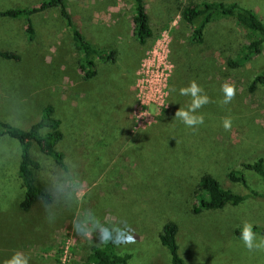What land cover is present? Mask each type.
<instances>
[{"label":"rangeland","instance_id":"rangeland-1","mask_svg":"<svg viewBox=\"0 0 264 264\" xmlns=\"http://www.w3.org/2000/svg\"><path fill=\"white\" fill-rule=\"evenodd\" d=\"M43 1L0 0V11ZM144 2L152 36L140 45L133 36L134 0H65L84 36L116 52V62L97 64L88 80L79 69L85 56L59 7L30 16L35 40L28 43L26 17H0V50L21 57L0 56V120L26 129L51 105L63 143L71 146L72 167L65 172L32 143L30 154L42 165L37 183L53 200L24 211L21 146L0 136V264L17 251L28 264H86L92 247L106 243L105 230L115 251L131 254L129 264H171L158 238L168 220L179 228L185 264H264V251H248L236 232L246 222L264 226L263 179L242 167L259 158L264 163V85L250 90L264 73V43L259 53L232 66L229 61L257 33L231 16L215 15L198 42L192 34L199 20L190 24L181 16L191 3L236 2L264 22V0ZM193 81L209 98L194 113L204 120L195 129L175 118L191 103L179 90ZM225 83L235 89L228 104L222 102ZM225 118L232 122L228 131ZM231 169L243 171L246 186L229 179ZM204 174L245 199L195 213L194 191ZM128 235L131 243L125 242Z\"/></svg>","mask_w":264,"mask_h":264},{"label":"trees","instance_id":"trees-1","mask_svg":"<svg viewBox=\"0 0 264 264\" xmlns=\"http://www.w3.org/2000/svg\"><path fill=\"white\" fill-rule=\"evenodd\" d=\"M50 7L60 8L61 15L65 18L67 26L72 32L74 46L85 56L84 59L79 60V69L85 80L91 79L97 74L98 65L116 62V52L114 50L97 48L84 36L81 29L74 22V16L67 10L65 0H45L38 6L31 8L7 9L0 11V17H26V33L30 40H34V26L30 16ZM134 9L133 36L138 44L144 45L152 36L144 0H134ZM215 15L231 16L241 26L258 34L256 39L246 46L236 60L229 61L230 65L238 66L243 64L253 55L260 52V47L264 43V22L253 10L245 8L236 2L229 4L221 2L191 3L181 9V16L186 22L192 24L199 20V25L192 34V38L198 42L202 40L206 24ZM0 56L16 61L21 58L18 53L3 50H0ZM257 84L264 85V73L255 76L250 90H254ZM3 135L17 139L21 146L22 152L18 173L22 179L25 192L24 198L20 202V208L27 211L39 200L45 204L51 203L53 200L52 193L37 183L35 173L36 170L42 169V165L38 159L30 154V145L32 143L37 144L39 150L53 158L59 167L64 168L65 172L70 173L72 170L68 161L69 156L67 155V153H71L68 150L71 149V146L63 143L64 133L61 129V120L55 117L54 108L51 105L45 106L41 117L26 129L0 120V136ZM242 167L258 172L264 182V163L262 158L253 163H242ZM228 177L231 181L247 185L245 175L240 169H231ZM194 196L196 197V202L192 206L195 213L202 210L221 208L226 204H238L245 199L244 195L223 188L210 174H204L201 177L196 185ZM241 230L242 228L238 229L236 231L237 234L240 235ZM253 231L260 236H264V226L253 225ZM178 232L177 224L172 220H168L163 224L158 234L160 243L170 252L171 264H185L179 253ZM130 257V253H118L115 251L111 237L103 247L100 245L92 247L86 264H129Z\"/></svg>","mask_w":264,"mask_h":264},{"label":"clouds","instance_id":"clouds-1","mask_svg":"<svg viewBox=\"0 0 264 264\" xmlns=\"http://www.w3.org/2000/svg\"><path fill=\"white\" fill-rule=\"evenodd\" d=\"M221 92L223 93V103L228 104L235 95V89L233 86L225 83L221 86ZM203 89L195 81L191 82L189 86L183 87L179 90L181 96H190L191 103L187 110L179 109L175 118L179 119L186 127L195 129L196 126L202 125L204 123L202 116L194 115L195 111L201 108L203 105L209 102V98L203 95ZM231 119L225 118L222 121V126L225 131L231 128ZM79 230V229H78ZM102 240L107 242L111 239V234L108 230H105L104 236L101 237ZM240 240L243 246L248 251L261 250L264 251V236L258 237L253 231V225L250 223H244L242 230L240 231ZM125 242L131 243L132 237L128 235ZM3 264H28V257L23 253L17 251L12 257L3 262Z\"/></svg>","mask_w":264,"mask_h":264},{"label":"crops","instance_id":"crops-1","mask_svg":"<svg viewBox=\"0 0 264 264\" xmlns=\"http://www.w3.org/2000/svg\"><path fill=\"white\" fill-rule=\"evenodd\" d=\"M43 12V11H42ZM15 34V33H14ZM6 35V34H5ZM12 35H9L8 37H11ZM26 41V43H28V40L31 42V41H33V40H30L29 38H27V39H25ZM34 40H35V30H34ZM20 55V54H19Z\"/></svg>","mask_w":264,"mask_h":264},{"label":"built area","instance_id":"built-area-1","mask_svg":"<svg viewBox=\"0 0 264 264\" xmlns=\"http://www.w3.org/2000/svg\"><path fill=\"white\" fill-rule=\"evenodd\" d=\"M68 264V263H67Z\"/></svg>","mask_w":264,"mask_h":264}]
</instances>
